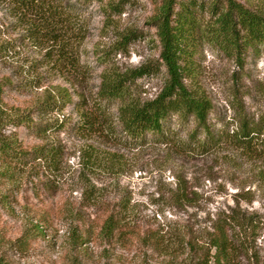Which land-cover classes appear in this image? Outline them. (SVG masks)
<instances>
[{"label":"rangeland","instance_id":"obj_1","mask_svg":"<svg viewBox=\"0 0 264 264\" xmlns=\"http://www.w3.org/2000/svg\"><path fill=\"white\" fill-rule=\"evenodd\" d=\"M236 1L264 8V0ZM56 2L70 10L72 20L65 23L77 33L78 75L49 67L40 34L30 31L39 22L34 12L0 0V144L9 143L11 155H19H0V264H184L185 246L176 258L169 255L174 243L188 239L189 231L205 235L215 217L233 209L254 226L252 251L239 252L237 261L263 264L264 162L226 137L243 117L262 125L264 136V45L245 49L239 60L207 41L193 49L184 83L211 101V132L224 135L215 148L188 151L193 121L175 113L162 122L167 143L147 133L138 145H125L76 129L78 101L97 92L107 71L142 64L158 69L129 85L132 96L143 101L161 91L167 73L150 22L159 0ZM198 20L203 29L210 20L207 7ZM127 32L135 37L123 51L119 39ZM59 92L68 101L63 110H44L41 103L58 101ZM103 105L120 131L118 101ZM47 124L52 129L44 131ZM41 149L45 160L38 158ZM84 152L95 155L89 166L82 164ZM178 190L186 198L178 199ZM118 211L120 231L102 236L103 219ZM87 232L88 242L77 246L74 236ZM155 236L173 245L158 250Z\"/></svg>","mask_w":264,"mask_h":264},{"label":"trees","instance_id":"obj_2","mask_svg":"<svg viewBox=\"0 0 264 264\" xmlns=\"http://www.w3.org/2000/svg\"><path fill=\"white\" fill-rule=\"evenodd\" d=\"M14 1L22 9L37 15L39 22L33 23L34 29L30 31L40 34L49 67L56 68L63 74L78 75L79 58L75 55L77 33L74 34L73 29L66 26L68 20H72L70 10L62 7L56 0ZM204 7H207L210 20L200 29L198 14ZM150 22L156 27L161 46L159 65H163L167 73V80L161 91L154 98L141 101L132 96L129 87L135 79L157 70L158 64H142L122 72L107 71L91 98L81 95L77 106L79 121L76 129L85 135H100L131 146L145 140L147 133L156 136L160 142L167 143L170 137L162 122L169 114L175 113L180 120L193 121L194 128L188 134V151L207 153L220 143V138H224V135L211 132L208 123L211 101L206 96L193 92L184 83L185 73H189L192 68L193 49L201 41H207L226 55L239 60L245 49L264 45V8L251 10L236 0H212L209 5L204 2L198 5L195 0H159ZM134 37L133 32L124 33L119 39V49L124 51ZM58 96V101L48 99L42 102L44 110H63L68 101L61 92ZM107 100L118 101V132L114 122L106 118L108 111L103 102ZM47 128L52 129L50 124L46 125L44 131ZM226 138L243 154L264 162V136L259 123H251L243 117ZM11 149L9 143L1 142L0 155L3 158L9 155L12 159H18L19 155H11ZM37 151L38 158L45 160V150ZM83 154L82 164L89 166L95 155ZM179 192H176V197ZM180 194L178 199L184 197L183 193ZM189 200L191 199L188 198V202ZM121 214L119 211L110 213L103 219L100 228L102 236L112 237L119 230L122 224ZM252 224L251 218L233 209L226 215L215 217L203 236L189 231L188 239L180 238L174 246L172 242L164 241V236H155L153 242L162 251L172 246L168 251L169 255H175L174 258L185 246L187 255L183 260L184 264H239L238 253L252 251ZM89 234L75 235L74 243L82 247L88 242ZM255 263H258L256 258Z\"/></svg>","mask_w":264,"mask_h":264}]
</instances>
